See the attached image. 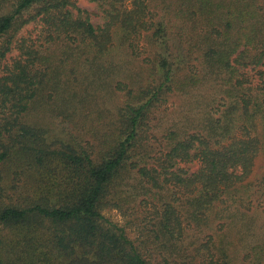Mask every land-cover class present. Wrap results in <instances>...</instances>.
<instances>
[{
	"label": "trees",
	"instance_id": "1",
	"mask_svg": "<svg viewBox=\"0 0 264 264\" xmlns=\"http://www.w3.org/2000/svg\"><path fill=\"white\" fill-rule=\"evenodd\" d=\"M135 1L138 13L148 7L146 0ZM9 3L10 11L2 12ZM159 5L160 17L151 18L150 26L161 46L153 64L160 80L145 92V101L121 110L113 151L96 161L83 147L51 148L38 142L44 140L40 126L26 124L24 118L48 83L53 87L47 97L60 101L56 94L64 89L59 71L69 60L79 59V43L90 39L102 49L109 34L97 29L82 10L75 12L71 0H0V63L14 49L19 52L0 74V167L14 158L15 177L22 181L31 177L35 183L23 203L0 209V226L16 228L18 233L12 241L0 239V264H186L185 258L196 255H183L188 248L177 244L186 228L193 220L208 219L211 204L223 200L250 172L260 147L254 132L257 115L264 113V70H257V82L242 70L264 61V0H161ZM172 14L188 23L181 30L189 32L191 48L187 56L177 52L184 58L182 64L174 61L177 54L171 50V36H177L172 29L180 27ZM36 22L43 28L37 39L18 36ZM53 42L62 45L60 61L55 62L53 52L43 51ZM194 54L198 66L191 63ZM180 66L190 67L192 73L178 83ZM219 78L226 106L221 116H209L191 133L170 131L161 143L166 148L139 157L144 147L140 129L162 92L193 94ZM238 108L243 135L224 145L222 139L235 126ZM194 161L199 163L194 172L182 166ZM120 169L135 172L152 189H177L159 214L157 239L165 249L158 263L146 258L126 231L100 211ZM261 186L264 189V174ZM186 206L189 209L184 210ZM45 221L50 224L47 232ZM200 248L207 250L208 264L227 263L228 249L215 235ZM252 249L254 264H264V243L253 244Z\"/></svg>",
	"mask_w": 264,
	"mask_h": 264
},
{
	"label": "rangeland",
	"instance_id": "2",
	"mask_svg": "<svg viewBox=\"0 0 264 264\" xmlns=\"http://www.w3.org/2000/svg\"><path fill=\"white\" fill-rule=\"evenodd\" d=\"M71 1L76 6L73 10H82L97 29L107 31L109 39L102 49L90 39L79 43V59L69 60L59 71L60 86L64 89L56 94V99L60 101L47 97L53 87L52 83H48L39 92L37 103L24 119L26 124L40 126L44 140L38 142L51 148H61L64 144L72 148L83 147L94 160L99 161L113 151L121 130V110L129 104L145 101L148 98L144 97L145 92L155 88L160 80L153 64L158 59L156 55L161 46L159 39L153 36L154 27L150 26V22L151 18L154 21L157 19V10L162 5H159L161 0H146L148 7L138 13L135 0ZM1 11H10V3ZM173 20H177L175 24L180 27L172 29L177 36L175 39L171 36V50L177 54L174 61L182 64L184 58L177 52H184L187 56V49L191 48L187 39L189 32L181 30L188 23L176 16H173ZM41 25L37 22L28 24L18 36L24 34L37 39L43 30ZM61 47L59 42H53L45 44L43 51L46 54L53 52L56 62L63 58ZM18 54L14 49L0 63V74ZM191 63L200 65L196 54ZM179 68L175 79L178 83L192 73L190 67ZM260 69L264 70V61L256 67H245L242 71L248 72L257 82V70ZM221 84V78L211 79L193 94L162 92L154 100L140 129L139 140L144 147L139 157L166 148L161 143L165 144L164 136L170 131L191 133L202 128V123L208 122L205 119L209 116H221L222 111L226 110L222 103ZM210 101L212 105L207 106L211 104ZM241 122L242 110L238 108L235 126L222 139L224 145L243 135ZM255 122L254 133L260 147L250 172L241 183L226 192L223 200L211 204L208 219L193 220L191 226L186 228L183 239L177 242L183 248H188L184 249L183 255L196 254L191 256L193 258H185L186 264H208L209 258L205 256L208 255L207 250L198 247H202L209 235L220 238L227 247L226 264H254L256 258L251 255L252 246L264 243V189L261 186L264 174V113L258 114ZM15 162L14 158H10L0 167V209L23 203L28 191L32 193L35 189L31 177L23 181L15 177L14 170L18 168ZM182 166L194 172L199 168V163L194 161ZM25 181L27 185L23 183ZM113 184L100 205V211L126 231L146 258L158 263L162 259L161 250L165 249L157 239L159 214L163 204L171 202L170 198L177 189H152L135 172L129 174L126 170L121 172V169ZM178 194L183 193L179 190ZM187 195L190 196L189 193ZM187 209L188 206L184 210ZM42 226L47 232L50 224L45 221ZM15 229L0 226V239L12 241L18 234ZM4 248L8 250L5 245ZM196 249L199 251L196 252Z\"/></svg>",
	"mask_w": 264,
	"mask_h": 264
}]
</instances>
